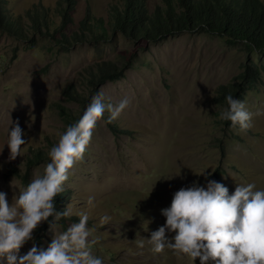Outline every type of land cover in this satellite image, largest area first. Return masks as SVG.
I'll list each match as a JSON object with an SVG mask.
<instances>
[{"label": "rangeland", "instance_id": "rangeland-1", "mask_svg": "<svg viewBox=\"0 0 264 264\" xmlns=\"http://www.w3.org/2000/svg\"><path fill=\"white\" fill-rule=\"evenodd\" d=\"M58 1L64 3L0 0V11L18 22L25 35L11 34L0 25V192L6 193L9 204L50 162L35 165L24 182L32 152L49 151L72 117L79 116L75 124L88 106L69 101L64 90L83 92L86 101L102 93L105 104L117 105L125 98L129 104L111 123L110 113L104 112L83 159L69 170L65 199L56 211L67 208L70 215L52 217L51 228L36 229L18 255L33 246L46 250L53 235L86 212L89 239L99 237L92 252L103 264H192L189 257L167 248L153 253L146 240L143 248L139 244L164 225L161 209L170 206L173 193L193 181L206 186L207 180H215L229 194L237 184L254 183L255 190H264V51L202 29L156 41L125 37L110 26L108 10L119 0H75L73 21L63 25L55 9ZM166 1L146 0L151 8L166 6ZM40 7L47 9L49 27L34 30L27 12ZM84 20L91 30L87 38L71 46L63 43L60 31L80 33ZM102 62L122 74L88 90V71ZM240 74L244 84L234 99L253 113L246 131L220 119L228 105L215 100L217 87ZM10 120L19 122L27 143L14 160H9L6 145ZM105 216L110 218L106 223ZM193 264H200L199 258Z\"/></svg>", "mask_w": 264, "mask_h": 264}, {"label": "clouds", "instance_id": "clouds-1", "mask_svg": "<svg viewBox=\"0 0 264 264\" xmlns=\"http://www.w3.org/2000/svg\"><path fill=\"white\" fill-rule=\"evenodd\" d=\"M225 100L228 107L220 119L230 121L233 128L239 126L241 131L248 130L253 113L231 94ZM128 104L127 98L113 105L103 102L102 93L93 96L78 122L59 134L58 143L48 152L50 162L43 173L14 197L15 202L9 204L6 193L0 192V260L6 264H103L92 252L99 237L89 239L86 212L79 213V221L66 231L53 235L46 250L33 246L24 255L18 253L33 239L34 231L42 222L49 217L59 220L70 215L67 208L56 211L54 198L64 192L68 172L83 159L93 129L104 112L110 113L107 122L111 123ZM24 135L19 122L10 120L6 143L9 160L21 156V147L27 144L22 138ZM87 203L91 205L93 197H89ZM161 215L165 217L164 225L151 232L150 238H143L139 247L143 248L146 240L153 253L167 248L189 257L192 264L197 258L200 264L209 261L214 264H264V190H255L254 183L237 184L229 194L228 189L215 180H207L206 186H198L193 181L190 187H181L173 193L170 206L161 209ZM102 219L106 223L110 218ZM166 233L175 235L169 238Z\"/></svg>", "mask_w": 264, "mask_h": 264}, {"label": "trees", "instance_id": "trees-1", "mask_svg": "<svg viewBox=\"0 0 264 264\" xmlns=\"http://www.w3.org/2000/svg\"><path fill=\"white\" fill-rule=\"evenodd\" d=\"M58 1L55 7L56 13L61 17L62 24L72 23V12L74 11L75 0ZM167 5H154L152 8L146 0H119L110 6V26L114 31H119L123 36L135 40L156 41L181 31L202 29L209 33L218 34L228 42H241L251 50L264 51V2L262 0H176L177 5L166 1ZM0 6L1 2H0ZM177 7V9H176ZM3 11V10H2ZM89 14V13H88ZM32 21V29L41 30L42 27H49V16L47 9L40 7L32 12H27ZM83 30L71 36L60 31L61 41L69 46L73 42H83L91 30L87 22H81ZM0 25L17 36H25L19 23L6 19L4 12L0 11ZM72 40V41H70ZM122 70L109 62L97 64V67L88 71L85 88L95 90L105 80L120 77ZM245 76H236V81L221 84L216 89L215 100L221 104H227L225 97L229 94L235 97L244 83ZM66 99L75 102L80 106H86L91 101H86L83 92L68 87L63 92ZM88 103V104H89ZM82 114V113H80ZM68 125H73L79 116L72 117ZM72 120V119H71ZM112 131H116L113 125H109ZM50 151V150H49ZM33 151L25 164V171L22 180L26 182L31 169L45 160L50 161L48 152ZM14 170L13 167L10 168ZM15 172V171H14ZM17 173V172H16ZM218 176L217 172L214 173ZM65 199L64 193L54 198L55 208L58 209ZM52 222V217L43 222L37 231L46 230ZM50 223V224H49Z\"/></svg>", "mask_w": 264, "mask_h": 264}]
</instances>
